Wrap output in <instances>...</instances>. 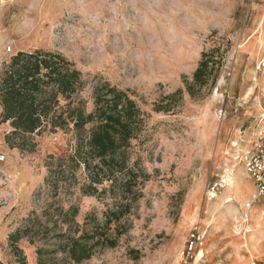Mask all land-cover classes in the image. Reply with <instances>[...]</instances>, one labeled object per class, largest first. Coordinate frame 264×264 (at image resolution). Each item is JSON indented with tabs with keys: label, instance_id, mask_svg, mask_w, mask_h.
<instances>
[{
	"label": "rangeland",
	"instance_id": "obj_1",
	"mask_svg": "<svg viewBox=\"0 0 264 264\" xmlns=\"http://www.w3.org/2000/svg\"><path fill=\"white\" fill-rule=\"evenodd\" d=\"M35 49L60 54L79 71L71 108L93 112L95 93L108 85L142 112L127 162L141 174V197L120 222L126 231L116 246L97 247L81 264H264V197L252 203L253 182L241 164L264 122V0H0V74L18 50ZM204 52L216 61L222 56V67L214 87L196 86L191 96L185 86ZM9 132L0 124V262L36 264L35 250L43 247L45 262L61 264L55 239L11 245L9 235L32 211L41 221L53 214L48 227L57 233L73 205L78 214L65 220L77 236L93 217L101 226L115 200L82 196L77 185L73 194H48V157L72 152V125L32 135L35 146L25 150L5 143ZM75 174L79 181L82 169ZM195 227L197 243L186 260Z\"/></svg>",
	"mask_w": 264,
	"mask_h": 264
},
{
	"label": "trees",
	"instance_id": "obj_2",
	"mask_svg": "<svg viewBox=\"0 0 264 264\" xmlns=\"http://www.w3.org/2000/svg\"><path fill=\"white\" fill-rule=\"evenodd\" d=\"M222 56L208 52L192 73V83L186 84V91L193 96L194 87L202 89L215 86L217 71L222 67ZM80 73L60 55L35 49L33 52L19 51L12 55L0 74V124L9 125L10 132L4 136L10 148H33L32 135L43 131L56 133L72 125L76 142L72 152L64 157L49 155L48 174L44 186L52 197L73 194L75 185L82 196L101 200L111 195L115 208L104 212L101 226L92 218L93 226L71 235L67 217L72 219L78 208L70 205L60 219V231L52 234L48 222L54 215L48 213L44 221L30 213L24 224L8 240L11 245L21 239L30 244H43L55 239L57 247L65 258L61 264H81L93 255L97 247L113 248L118 238L126 231L121 221L131 214L132 203L141 197V174L128 166V150L131 140L137 137L143 123L142 112L126 92L115 86L105 85L101 94L94 95V111L84 114L80 108H71V95L80 86ZM178 90L173 95L178 96ZM58 96L66 101V110L59 106ZM95 122L88 135L80 132L88 123ZM82 169L83 177L78 181L75 171ZM108 184V186H105ZM43 222V226H42ZM56 224V223H55ZM114 224V236L107 235ZM66 225V229L63 227ZM45 248L35 250L36 264H60L45 262ZM1 264V262H0ZM21 264H26L25 260Z\"/></svg>",
	"mask_w": 264,
	"mask_h": 264
},
{
	"label": "built area",
	"instance_id": "obj_3",
	"mask_svg": "<svg viewBox=\"0 0 264 264\" xmlns=\"http://www.w3.org/2000/svg\"><path fill=\"white\" fill-rule=\"evenodd\" d=\"M6 53H11V47L8 45L5 48ZM224 111L218 110L219 118L223 117ZM5 161V156L0 152V163ZM241 164L244 168L246 177L251 179L254 186V194L252 196V203H256L264 197V122L257 131L255 140L253 141L250 149L241 157ZM217 184L212 186L211 190H215ZM197 227L188 242V247L185 251V259L189 260L192 256L191 253L197 243Z\"/></svg>",
	"mask_w": 264,
	"mask_h": 264
},
{
	"label": "bare ground",
	"instance_id": "obj_4",
	"mask_svg": "<svg viewBox=\"0 0 264 264\" xmlns=\"http://www.w3.org/2000/svg\"><path fill=\"white\" fill-rule=\"evenodd\" d=\"M231 146L236 147V143H231ZM229 174H230V173H229ZM232 174H233V173H232ZM233 184H234V182L231 181V176H230V177L228 178V186H227V187H232ZM211 197H212V198H216V196H215L214 194H211ZM228 202H229V200H228Z\"/></svg>",
	"mask_w": 264,
	"mask_h": 264
},
{
	"label": "crops",
	"instance_id": "obj_5",
	"mask_svg": "<svg viewBox=\"0 0 264 264\" xmlns=\"http://www.w3.org/2000/svg\"><path fill=\"white\" fill-rule=\"evenodd\" d=\"M19 51H22V52H27V51H25V50H18L17 52H19ZM7 126L9 127L8 123H7Z\"/></svg>",
	"mask_w": 264,
	"mask_h": 264
}]
</instances>
